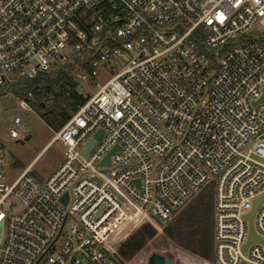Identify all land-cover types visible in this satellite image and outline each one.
<instances>
[{
	"label": "built area",
	"instance_id": "obj_1",
	"mask_svg": "<svg viewBox=\"0 0 264 264\" xmlns=\"http://www.w3.org/2000/svg\"><path fill=\"white\" fill-rule=\"evenodd\" d=\"M257 24L264 0H0V87L74 58L93 68L76 66V82L121 69L55 133L65 156L47 179L29 166L7 182L0 143V264H127L117 250L138 226L167 233L208 185L211 264H264V198L252 217L261 242L247 244L246 220L264 196Z\"/></svg>",
	"mask_w": 264,
	"mask_h": 264
},
{
	"label": "trees",
	"instance_id": "obj_2",
	"mask_svg": "<svg viewBox=\"0 0 264 264\" xmlns=\"http://www.w3.org/2000/svg\"><path fill=\"white\" fill-rule=\"evenodd\" d=\"M88 73L92 71L90 62L81 63L74 58L72 62L59 64L45 73H38L32 79H18L0 87V95L10 93L17 99H27L31 110L55 133L86 102L79 94L78 82L74 80L75 67ZM166 236L180 251L190 252L204 260L212 261L213 251V191L208 185L197 192L166 225ZM148 224L138 226L118 247L117 253L123 262H129L155 235ZM191 254V255H193ZM193 255L194 258L196 256ZM197 259V258H196Z\"/></svg>",
	"mask_w": 264,
	"mask_h": 264
},
{
	"label": "rangeland",
	"instance_id": "obj_3",
	"mask_svg": "<svg viewBox=\"0 0 264 264\" xmlns=\"http://www.w3.org/2000/svg\"><path fill=\"white\" fill-rule=\"evenodd\" d=\"M248 34L253 38L264 36V27L257 24L249 30ZM120 70L115 66L99 69L92 80L90 79L87 83L78 82V93L91 96L111 77V74ZM96 82L98 85H95ZM23 112L19 99L10 93L0 95V143L6 158L4 174L9 183L13 182L29 165H31V174L35 178L45 180L64 161L65 156V147L59 141H51L55 132L46 125L38 112L25 110V115ZM15 116L21 118V124L17 128L19 138L11 139L9 131L13 128L12 119ZM25 137H28V140L23 144L17 142ZM155 232L154 237L127 264H147L153 255L165 258L172 264H211V261L207 262L197 256L196 259L190 253L180 251L166 237L168 234L165 230Z\"/></svg>",
	"mask_w": 264,
	"mask_h": 264
},
{
	"label": "water",
	"instance_id": "obj_4",
	"mask_svg": "<svg viewBox=\"0 0 264 264\" xmlns=\"http://www.w3.org/2000/svg\"><path fill=\"white\" fill-rule=\"evenodd\" d=\"M101 135V132H99L98 134L95 135V138H99ZM28 140V137H25L23 140L17 141L20 144H23L24 141ZM94 141L90 140L87 144L86 147V151L83 153V155L86 157L88 150L93 146ZM116 148H114L113 150H115ZM102 165H109V154L106 156V158L104 159V161L102 162ZM264 198L261 197L259 199H257L254 202V207L252 209V211L246 215V220L248 223V241L247 244L252 243V242H261V240L256 236L254 230H253V226H252V217H253V213L255 211V209L257 208V206L259 205L260 201ZM246 246H244L245 249ZM147 264H172L169 260L162 258L158 255H153L150 257L149 261Z\"/></svg>",
	"mask_w": 264,
	"mask_h": 264
},
{
	"label": "snow or ice",
	"instance_id": "obj_5",
	"mask_svg": "<svg viewBox=\"0 0 264 264\" xmlns=\"http://www.w3.org/2000/svg\"><path fill=\"white\" fill-rule=\"evenodd\" d=\"M237 3H239V0H237Z\"/></svg>",
	"mask_w": 264,
	"mask_h": 264
},
{
	"label": "crops",
	"instance_id": "obj_6",
	"mask_svg": "<svg viewBox=\"0 0 264 264\" xmlns=\"http://www.w3.org/2000/svg\"><path fill=\"white\" fill-rule=\"evenodd\" d=\"M29 166H31V165H29ZM29 166H28V167H29Z\"/></svg>",
	"mask_w": 264,
	"mask_h": 264
}]
</instances>
